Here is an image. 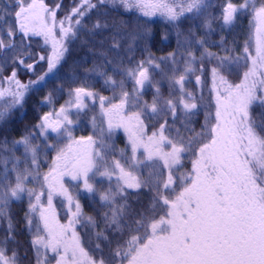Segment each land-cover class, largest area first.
Listing matches in <instances>:
<instances>
[{
    "label": "snow or ice",
    "instance_id": "snow-or-ice-1",
    "mask_svg": "<svg viewBox=\"0 0 264 264\" xmlns=\"http://www.w3.org/2000/svg\"><path fill=\"white\" fill-rule=\"evenodd\" d=\"M0 264H264V0H0Z\"/></svg>",
    "mask_w": 264,
    "mask_h": 264
},
{
    "label": "trees",
    "instance_id": "trees-1",
    "mask_svg": "<svg viewBox=\"0 0 264 264\" xmlns=\"http://www.w3.org/2000/svg\"><path fill=\"white\" fill-rule=\"evenodd\" d=\"M65 2H69V0H65ZM136 15L138 14H133V13H129V14H125L123 17H121V19L123 20H129L131 19V21L133 22V24L135 23L136 20ZM149 19L151 21L149 27L151 28V32H152V38H151V43L153 45L152 47V51L157 55H163L168 51H171L174 47H175V37L172 36L171 39L169 41H164L162 40V36L164 35V33L167 30V25L165 24V22L163 21V18L160 15H156L150 18H146ZM248 29V20L244 19L242 20L240 26L237 28L236 30V34L239 35L241 37V40L243 39V33L246 32ZM141 47H143V42H141ZM73 59H77L81 62H83L85 59L87 60V63L85 64V67L87 68H91L93 66V60L95 59L94 57H92L91 55H88L87 57H85L84 53L82 51L79 50L78 46H76L74 48V52H73ZM69 63L71 64L72 61L70 60ZM67 66L64 69V72L61 73L62 76L67 74ZM78 72H82L83 68H80L77 70ZM39 71H38V75H39ZM23 79L27 80L28 77H22ZM33 79H35V77H32ZM59 84V81H51L47 84L46 87H43L38 93L35 94V99L36 100H40L42 99L45 95L48 94V92L56 87ZM105 95H108L110 93L105 92ZM207 94V93H206ZM57 99H58V103L56 104V107H59V104H63L64 101L67 99V96L64 95L63 98L60 97V95H57ZM50 108L48 106H44L41 105L38 109L35 108L31 101L26 113L25 117H20L19 115H17L14 125L15 127H19L20 126V121L23 119L24 122H27L28 120H32L35 115L40 114L42 112L45 111H49ZM81 134H88V133H81L79 131L76 132V135L79 136ZM118 146L123 147V144L126 142V136L125 134L120 131L118 133ZM190 167V165H189ZM47 170V165H45L42 168V171H46ZM57 205L58 211L60 212L61 216H64L65 210H63L61 208V202L59 199H57L56 201H54ZM13 211L16 213L17 219H19L20 217L23 216V211L26 208V203L24 204H19V203H14L12 205ZM87 211V209H86ZM21 227H23V225H20ZM25 241L28 239L27 235H23L22 237ZM32 257V253L29 252V258L31 259Z\"/></svg>",
    "mask_w": 264,
    "mask_h": 264
},
{
    "label": "rangeland",
    "instance_id": "rangeland-1",
    "mask_svg": "<svg viewBox=\"0 0 264 264\" xmlns=\"http://www.w3.org/2000/svg\"><path fill=\"white\" fill-rule=\"evenodd\" d=\"M61 206V205H60ZM63 210H65L63 207H61Z\"/></svg>",
    "mask_w": 264,
    "mask_h": 264
}]
</instances>
